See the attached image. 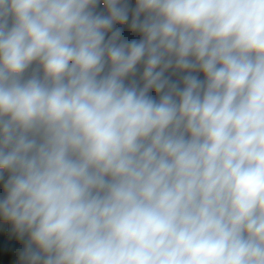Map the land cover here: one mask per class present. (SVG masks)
<instances>
[{"label":"clouds","instance_id":"9594fccd","mask_svg":"<svg viewBox=\"0 0 264 264\" xmlns=\"http://www.w3.org/2000/svg\"><path fill=\"white\" fill-rule=\"evenodd\" d=\"M0 264H264V0H0Z\"/></svg>","mask_w":264,"mask_h":264},{"label":"trees","instance_id":"16d2710c","mask_svg":"<svg viewBox=\"0 0 264 264\" xmlns=\"http://www.w3.org/2000/svg\"><path fill=\"white\" fill-rule=\"evenodd\" d=\"M9 249L8 248H5L4 251H8Z\"/></svg>","mask_w":264,"mask_h":264}]
</instances>
